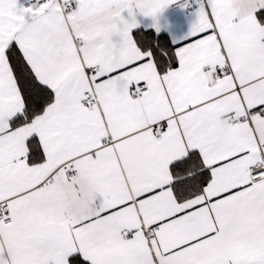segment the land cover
<instances>
[{"label":"snow or ice","instance_id":"1","mask_svg":"<svg viewBox=\"0 0 264 264\" xmlns=\"http://www.w3.org/2000/svg\"><path fill=\"white\" fill-rule=\"evenodd\" d=\"M177 2L0 0V264H264V0Z\"/></svg>","mask_w":264,"mask_h":264},{"label":"crops","instance_id":"2","mask_svg":"<svg viewBox=\"0 0 264 264\" xmlns=\"http://www.w3.org/2000/svg\"><path fill=\"white\" fill-rule=\"evenodd\" d=\"M185 0H178L163 10L161 14V23L167 24V28L162 30L160 34H166L170 41L173 39L180 40L187 36L191 26L197 20L198 4L194 0L193 5L187 4V7H181ZM145 24L151 23L150 19L144 20Z\"/></svg>","mask_w":264,"mask_h":264},{"label":"trees","instance_id":"3","mask_svg":"<svg viewBox=\"0 0 264 264\" xmlns=\"http://www.w3.org/2000/svg\"><path fill=\"white\" fill-rule=\"evenodd\" d=\"M160 37L164 39L165 41H167L168 43H171L170 39L168 38L166 34H160Z\"/></svg>","mask_w":264,"mask_h":264},{"label":"built area","instance_id":"4","mask_svg":"<svg viewBox=\"0 0 264 264\" xmlns=\"http://www.w3.org/2000/svg\"><path fill=\"white\" fill-rule=\"evenodd\" d=\"M187 4L193 5L194 4V0H187Z\"/></svg>","mask_w":264,"mask_h":264}]
</instances>
